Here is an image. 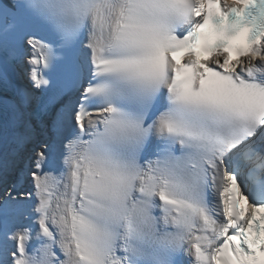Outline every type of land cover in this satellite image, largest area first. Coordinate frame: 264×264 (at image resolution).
Wrapping results in <instances>:
<instances>
[{
  "label": "snow or ice",
  "instance_id": "snow-or-ice-1",
  "mask_svg": "<svg viewBox=\"0 0 264 264\" xmlns=\"http://www.w3.org/2000/svg\"><path fill=\"white\" fill-rule=\"evenodd\" d=\"M0 264H264V0H0Z\"/></svg>",
  "mask_w": 264,
  "mask_h": 264
}]
</instances>
